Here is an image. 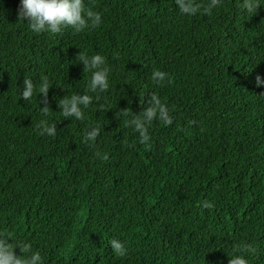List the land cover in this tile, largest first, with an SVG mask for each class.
<instances>
[{
	"label": "trees",
	"instance_id": "obj_1",
	"mask_svg": "<svg viewBox=\"0 0 264 264\" xmlns=\"http://www.w3.org/2000/svg\"><path fill=\"white\" fill-rule=\"evenodd\" d=\"M19 2L0 0V235L30 242L44 264H264V5L221 0L190 16L175 0H85L100 26L50 34L18 18ZM79 53L111 67L83 120L57 103L88 91ZM45 76L47 117L42 94L19 97L25 78ZM152 92L173 122L153 120L142 144L121 111L139 114ZM45 118L55 136L41 135Z\"/></svg>",
	"mask_w": 264,
	"mask_h": 264
},
{
	"label": "clouds",
	"instance_id": "obj_2",
	"mask_svg": "<svg viewBox=\"0 0 264 264\" xmlns=\"http://www.w3.org/2000/svg\"><path fill=\"white\" fill-rule=\"evenodd\" d=\"M179 13L182 15L194 16L201 11L210 14L221 3V0H207L206 3L198 0H175ZM264 5V0H244L245 9L254 13ZM18 18L22 21L27 20V25L35 33L47 32L50 34L60 33L66 27H71L76 32H82L87 28H95L103 23L102 13L87 7L85 0H20L18 6ZM79 59L84 65V71L91 72V80L88 83V91L83 94L75 93L68 97L60 98L58 103L59 110L64 117H75L77 120L85 118L84 109L88 108L94 100L89 92H102L110 87L111 67L106 64V57L100 53L89 56L87 53H79ZM168 77V73L160 69L152 72V80L163 83ZM257 88L264 87V75L257 74L255 77ZM49 80L42 77L39 84L34 83L31 78H25L23 88L19 97L25 102L31 100L39 92L41 111L48 116L51 107L48 103ZM147 106L139 114H131L127 109L121 112L129 115L128 124L139 132L140 143L145 144L150 140L149 125L155 119H159L166 124H172L173 116L170 114L168 105L162 101L161 97L152 92L146 101ZM37 127L41 135L55 136L57 125L50 123L48 119H41ZM100 134L99 127H92L84 132L86 141H94ZM106 158V157H105ZM203 207L211 208L214 205L205 200ZM109 244L113 252L118 256L127 254L126 242L110 238ZM19 249V253H17ZM247 251H254L251 245L246 246ZM228 264H249V259L245 255L234 254L229 256ZM0 264H44L43 257L39 251H33L30 242L23 239L13 238L10 233L0 235Z\"/></svg>",
	"mask_w": 264,
	"mask_h": 264
}]
</instances>
